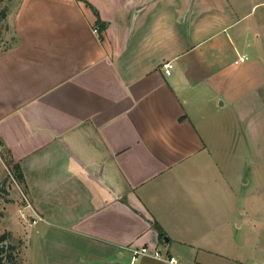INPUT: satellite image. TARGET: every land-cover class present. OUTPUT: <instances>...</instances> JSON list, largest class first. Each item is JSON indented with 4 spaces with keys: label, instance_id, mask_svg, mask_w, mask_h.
Listing matches in <instances>:
<instances>
[{
    "label": "crops",
    "instance_id": "obj_1",
    "mask_svg": "<svg viewBox=\"0 0 264 264\" xmlns=\"http://www.w3.org/2000/svg\"><path fill=\"white\" fill-rule=\"evenodd\" d=\"M13 3L0 179L7 153L23 176L12 231L33 246L28 264H218L228 198L248 182L238 122L250 135L264 122L243 110L264 85V0ZM242 197L243 217L264 223V204ZM143 246L160 256L132 260Z\"/></svg>",
    "mask_w": 264,
    "mask_h": 264
},
{
    "label": "rangeland",
    "instance_id": "obj_2",
    "mask_svg": "<svg viewBox=\"0 0 264 264\" xmlns=\"http://www.w3.org/2000/svg\"><path fill=\"white\" fill-rule=\"evenodd\" d=\"M13 4V0H0V51L14 43V35L8 23L9 7ZM4 12L5 17H2L1 14ZM257 12H261L260 7ZM256 74L258 76L260 74L264 75L263 72H257ZM243 110L261 115L264 110V85L247 97L243 104ZM248 123L244 120L238 122L237 162L238 175L241 174V176L239 175L240 180L247 179L248 182L246 186H241L238 185L237 180L236 197L228 198L227 244L223 250L225 257L214 259L218 264H238L239 262L257 264L258 260L264 258V223H257L256 217H253L252 220L244 218L241 209L246 208L245 210L249 211L248 202L245 199L238 198L239 196H247L249 199H253V211L256 213L260 211L261 206L264 204V122H253L257 125L252 131L253 135L249 134L251 128L246 127ZM4 155L9 160L7 153H4ZM17 183H19L17 179L9 172L0 179V211L2 212L0 235L6 233V242L17 246L18 254L15 264H28L29 253L33 246H27L25 234L15 232V230L12 231L20 218L19 213L15 212L13 205H11L14 201H19V199H15L14 195L12 196V191H16L19 186L23 189L22 185ZM7 207L8 209L4 213ZM251 211L250 208V213ZM258 257L261 259H258ZM258 264L262 263L258 262Z\"/></svg>",
    "mask_w": 264,
    "mask_h": 264
},
{
    "label": "trees",
    "instance_id": "obj_3",
    "mask_svg": "<svg viewBox=\"0 0 264 264\" xmlns=\"http://www.w3.org/2000/svg\"><path fill=\"white\" fill-rule=\"evenodd\" d=\"M2 17H5V12L1 14ZM6 164L13 174V176L17 179L19 183L23 181V176L19 165L16 162H13L11 159H7L5 156ZM2 216V212L0 211V217ZM157 228L160 237H164L165 232L161 228V226L157 223L154 224ZM7 235L3 233L0 235V264H15L17 259V246L13 243L6 242Z\"/></svg>",
    "mask_w": 264,
    "mask_h": 264
},
{
    "label": "built area",
    "instance_id": "obj_4",
    "mask_svg": "<svg viewBox=\"0 0 264 264\" xmlns=\"http://www.w3.org/2000/svg\"><path fill=\"white\" fill-rule=\"evenodd\" d=\"M244 59H245L244 56L239 57L236 60V62L243 61ZM172 66H173V63L171 61L165 62L163 64L164 72L166 74H170ZM23 200L25 201V206L26 207H30V203H29V201H28V199L26 198L25 195H23ZM22 215L25 217L24 214H22ZM34 222H35V220H34ZM130 251L132 253V260H135L137 258V256H139V255H150V256H153V257H159L161 250L159 248H156L155 251L150 252L148 247L143 246L141 248H131ZM165 260L170 262V263H177L178 262V260H177V258L175 256L166 257Z\"/></svg>",
    "mask_w": 264,
    "mask_h": 264
}]
</instances>
